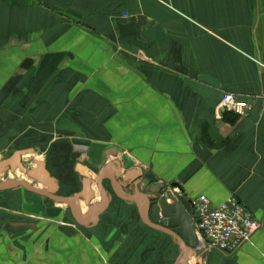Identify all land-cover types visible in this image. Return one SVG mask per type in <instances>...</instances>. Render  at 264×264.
Returning <instances> with one entry per match:
<instances>
[{
    "label": "crops",
    "instance_id": "crops-1",
    "mask_svg": "<svg viewBox=\"0 0 264 264\" xmlns=\"http://www.w3.org/2000/svg\"><path fill=\"white\" fill-rule=\"evenodd\" d=\"M225 93L249 114L221 110ZM24 150L78 200L0 191V264L186 262L143 216L147 183L179 184L189 212L236 196L261 223L186 264H264V0H0V152Z\"/></svg>",
    "mask_w": 264,
    "mask_h": 264
},
{
    "label": "water",
    "instance_id": "water-1",
    "mask_svg": "<svg viewBox=\"0 0 264 264\" xmlns=\"http://www.w3.org/2000/svg\"><path fill=\"white\" fill-rule=\"evenodd\" d=\"M32 154L33 150L18 151L11 158L2 161L0 163V177L2 174L9 171L15 173L17 172V170H19L29 180L37 181L46 186L49 189V192H43L40 189L35 188L34 186H30L29 184H27V182L19 180L8 181L4 184H1L0 191H5L21 186L36 194L51 198L57 203H69L76 205L78 197L65 199L56 196L58 191L57 186H55L53 179L45 168L44 163H40L37 161V169H33L30 171L25 167L23 159L26 156H30ZM123 161H125V164L120 161L114 162L113 166H116L118 168L116 178H121V171L124 168V170H128L126 176L128 177V179H131L133 176H135L136 170L135 168H133L135 162L129 156H124ZM104 176L105 172L102 173L99 179L98 186L100 190L101 182ZM142 184L143 179L138 180L137 186H141ZM85 186V188H87V186H89V183L85 182ZM116 186L117 194L124 198L122 191L120 190L121 186L119 185V183H117ZM175 188H178L180 191H182V188L179 186V184L171 185L172 190H174ZM140 198H142L145 205L142 209L143 216L148 217L151 220L152 225L159 226L165 233L171 235L177 241L183 243V247L188 248L193 252L192 254H187V252H185L186 262H183L182 264H186L189 259L194 257L199 246L197 226L191 214L188 212L181 200H179V198L174 193L170 192V190H168V188L164 184L150 185L144 196H141ZM124 199L129 200V198ZM87 203V206H89V202ZM75 207L77 211L79 207ZM75 214L79 219L80 216L77 214V212ZM197 223L199 224L200 221H197Z\"/></svg>",
    "mask_w": 264,
    "mask_h": 264
},
{
    "label": "built area",
    "instance_id": "built-area-1",
    "mask_svg": "<svg viewBox=\"0 0 264 264\" xmlns=\"http://www.w3.org/2000/svg\"><path fill=\"white\" fill-rule=\"evenodd\" d=\"M251 108L250 103L241 101L233 93H225L220 104L221 110L234 112L241 117L247 116ZM175 192L178 196L181 194L177 189ZM190 214L197 226V252L200 254L212 251L235 253L249 243L261 228V223L236 196L229 197L219 206L206 196H199L192 200Z\"/></svg>",
    "mask_w": 264,
    "mask_h": 264
},
{
    "label": "rangeland",
    "instance_id": "rangeland-1",
    "mask_svg": "<svg viewBox=\"0 0 264 264\" xmlns=\"http://www.w3.org/2000/svg\"><path fill=\"white\" fill-rule=\"evenodd\" d=\"M11 155H12V153H10V152H0V162H2V161H4V160H7V159H9L10 157H11ZM43 154H41V152H38L37 153V156L35 157V158H32V157H30V158H27V159H24L23 161H24V164H25V167L30 171V170H33L35 167H37L36 166V160L38 161L39 159H42L43 160ZM30 160V161H29ZM29 166V167H28ZM123 174L126 176V174H125V171H123ZM21 176H23L24 178H21ZM124 176V177H125ZM22 179H26V180H22ZM141 179H144L143 181H145L146 183L148 182V178L146 179V178H141ZM16 181V180H19V181H26V182H28V178L27 177H25L20 171H18V173H17V176H16V173H12L11 171H9V172H7V173H4V174H2L1 175V177H0V185L1 184H4V183H6V182H8V181ZM33 184V183H32ZM31 184V185H32ZM19 189L18 190H20L19 192H22V193H25V194H28V196L30 197V198H33L34 197V195H29L30 193L29 192H27L25 189H23V187H18ZM149 188V186H148V183H147V185L146 186H144V187H142V191L143 192H147V189ZM121 190V189H120ZM123 190H124V192H126L125 190H126V186H123ZM18 192V191H17ZM17 192H14L15 194L17 193ZM14 193L12 194V196H14L15 197V195H14ZM12 198V197H11ZM4 199H5V197L3 198H1V195H0V205H2L1 203L4 201ZM32 200V199H31ZM5 202V201H4ZM4 206V205H3ZM61 224H66V223H64V222H62Z\"/></svg>",
    "mask_w": 264,
    "mask_h": 264
},
{
    "label": "bare ground",
    "instance_id": "bare-ground-1",
    "mask_svg": "<svg viewBox=\"0 0 264 264\" xmlns=\"http://www.w3.org/2000/svg\"><path fill=\"white\" fill-rule=\"evenodd\" d=\"M29 157V156H28ZM30 161V160H29ZM29 167V166H28ZM17 173H18V170H17V172H16V176H17ZM21 178H24L23 176H21ZM22 180H25V179H22ZM26 182V181H25ZM82 207H83V205H82ZM85 209V208H84Z\"/></svg>",
    "mask_w": 264,
    "mask_h": 264
}]
</instances>
